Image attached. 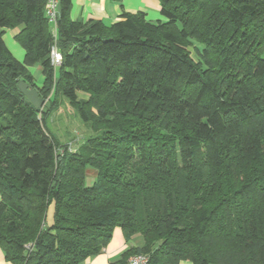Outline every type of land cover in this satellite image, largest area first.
<instances>
[{
    "label": "trees",
    "instance_id": "obj_1",
    "mask_svg": "<svg viewBox=\"0 0 264 264\" xmlns=\"http://www.w3.org/2000/svg\"><path fill=\"white\" fill-rule=\"evenodd\" d=\"M157 1L162 20L122 12L107 24L72 20L61 0L54 37L46 0H0V249L10 264H80L116 228L142 244L112 264L138 254L264 264V0ZM16 28L22 61L2 39ZM20 82L49 107L31 109ZM57 95L96 134L76 150L48 131Z\"/></svg>",
    "mask_w": 264,
    "mask_h": 264
},
{
    "label": "crops",
    "instance_id": "obj_2",
    "mask_svg": "<svg viewBox=\"0 0 264 264\" xmlns=\"http://www.w3.org/2000/svg\"><path fill=\"white\" fill-rule=\"evenodd\" d=\"M122 12L137 13L143 12L146 20L156 22L162 20L159 15V3L157 0H122L121 3L112 2L111 0H71L70 18L81 22L90 20L103 21L107 24H112L118 20ZM19 32V29L5 30L2 39L13 55V57L21 60L23 50L15 42L14 36ZM30 73L41 74L39 66L30 68ZM42 77V75H41ZM52 211L49 212L51 219ZM139 235L133 236L129 242H126L122 231L116 228L113 231L112 238L102 252L94 257L87 258L80 264H112L119 256L129 247H137L142 244V239ZM0 264H10L4 259V254L0 249ZM179 264H191L188 261H182Z\"/></svg>",
    "mask_w": 264,
    "mask_h": 264
},
{
    "label": "rangeland",
    "instance_id": "obj_3",
    "mask_svg": "<svg viewBox=\"0 0 264 264\" xmlns=\"http://www.w3.org/2000/svg\"><path fill=\"white\" fill-rule=\"evenodd\" d=\"M200 48L198 45H194ZM192 52V49H190ZM24 52L22 54V57ZM194 57V53L192 52ZM17 59V58H16ZM18 60V59H17ZM19 61V60H18ZM22 61V58L21 60ZM30 70V68H29ZM35 84L40 87L42 83L41 74H32ZM54 100V98H53ZM55 103L57 104L56 109L52 110L50 116L47 119V127L49 133L57 139L62 145H68L71 150H76L83 142L96 134L93 133L86 125L80 122L76 112L71 108L61 96L57 95ZM49 107V102L45 100V104L42 110H46ZM41 110V111H42ZM95 170L88 168L86 170V184H91L94 179ZM141 239V238H140Z\"/></svg>",
    "mask_w": 264,
    "mask_h": 264
},
{
    "label": "built area",
    "instance_id": "obj_4",
    "mask_svg": "<svg viewBox=\"0 0 264 264\" xmlns=\"http://www.w3.org/2000/svg\"><path fill=\"white\" fill-rule=\"evenodd\" d=\"M60 1L61 0H46L45 3V16L48 20V23L52 27V32L54 34V37L56 34ZM49 59L53 67H57L61 64L62 56L56 47L55 40L50 48ZM126 264H148V258L147 256L142 254L133 255L128 258Z\"/></svg>",
    "mask_w": 264,
    "mask_h": 264
},
{
    "label": "water",
    "instance_id": "obj_5",
    "mask_svg": "<svg viewBox=\"0 0 264 264\" xmlns=\"http://www.w3.org/2000/svg\"><path fill=\"white\" fill-rule=\"evenodd\" d=\"M18 89L21 92V94L25 97L26 104L31 109H35L37 111L42 110L45 104V100L42 97H40L38 91L34 87L29 86L26 83L20 82L18 83Z\"/></svg>",
    "mask_w": 264,
    "mask_h": 264
}]
</instances>
